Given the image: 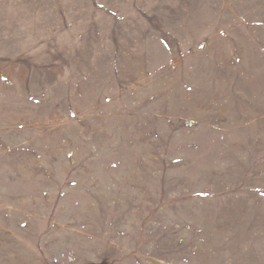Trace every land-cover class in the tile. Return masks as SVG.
Instances as JSON below:
<instances>
[{"label":"rangeland","instance_id":"rangeland-1","mask_svg":"<svg viewBox=\"0 0 264 264\" xmlns=\"http://www.w3.org/2000/svg\"><path fill=\"white\" fill-rule=\"evenodd\" d=\"M0 264H264V0H0Z\"/></svg>","mask_w":264,"mask_h":264}]
</instances>
